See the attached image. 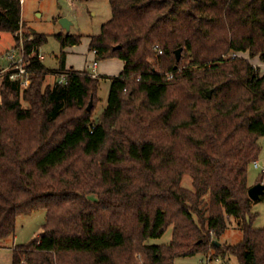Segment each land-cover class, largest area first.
Here are the masks:
<instances>
[{"label":"trees","instance_id":"obj_1","mask_svg":"<svg viewBox=\"0 0 264 264\" xmlns=\"http://www.w3.org/2000/svg\"><path fill=\"white\" fill-rule=\"evenodd\" d=\"M110 6L89 49L98 62L124 61L119 76L70 68L66 84L45 86L49 74L67 69L64 50L81 37L56 36L62 54L50 71L37 59L47 37L27 34L25 51L35 54L30 85L22 90L6 79L0 88V242L15 237L20 216L46 212L43 232L16 246L12 264H118L115 255L126 249L153 264L211 251L212 261L264 264V228L254 227L248 196V170L264 138V76L246 61L224 59L249 51L264 62V0ZM22 10L21 0H0V35L13 34L16 46ZM155 48L163 51L161 70L149 62ZM184 60L190 63L180 71ZM101 79L110 91L95 119L87 103ZM186 174L194 192L181 186ZM226 217L236 219L243 240L217 247ZM173 224L172 247L145 245Z\"/></svg>","mask_w":264,"mask_h":264},{"label":"rangeland","instance_id":"obj_2","mask_svg":"<svg viewBox=\"0 0 264 264\" xmlns=\"http://www.w3.org/2000/svg\"><path fill=\"white\" fill-rule=\"evenodd\" d=\"M22 36L28 34L34 36H46L47 42L41 46L39 54L44 59V65L50 70L59 69V58L61 57V43L56 38L57 35H71L81 37L80 44L72 50H64L66 59L72 62V65L76 70L82 68L86 64V50L88 47V40L97 36L101 32L102 26L108 22L112 17V11L110 6V0H23L22 2ZM68 19L72 26L69 32L64 30L60 24V20ZM21 36V35H20ZM16 39L13 34L3 33L0 35V69L6 67L7 62L4 56L7 52L16 47ZM74 52V53H68ZM91 57V56H90ZM230 58H236L234 62L238 64L240 61H246L254 69L258 70L261 76H264V62L260 59V56L251 54L249 51L240 52L234 55V53L227 54L224 57L228 61ZM226 61V62H227ZM100 62V61H99ZM149 62L156 65V68L161 70L163 65V58L158 56L153 51V56L149 58ZM190 62L184 60L179 66L180 71L188 67ZM228 63V62H227ZM238 67L235 68L237 70ZM92 71V68L88 69ZM195 71L193 70V73ZM56 78L53 74H49L46 77L45 86H53ZM110 91V80L101 79L100 89L96 100L90 99L87 103L89 106L91 100L93 101V117L99 119L100 114L107 105L108 95ZM1 103V97H0ZM23 107L26 104L23 103ZM259 145L262 147V152L257 162L261 166L264 165V138L259 139ZM248 189L259 184L264 183V177L258 169H254V164H251L248 170ZM181 186L184 189L194 192L195 188L193 179L190 174L184 175ZM96 195L90 196L91 200H96ZM202 213L204 217H208L211 213V204L209 196L202 198ZM251 213L254 216H258L254 222V227L257 229L264 228V202H252ZM106 217V215H105ZM129 219V218H126ZM175 220H183L179 214L176 213ZM192 219L198 223V218L194 216ZM228 221V229L217 240L221 243V246L236 245L243 240V232L237 224L236 219L226 217ZM46 223V212L41 210L31 215L20 216L17 220V229L15 237L8 238L7 240L0 242V247L6 246V248H0V264H12L13 253L12 250L16 246L29 244L36 239L43 232V227ZM198 225V224H197ZM174 231V224L168 227L165 235L156 240H149L145 245H161L164 248L172 247V235ZM211 255H217L215 251L209 252L208 256L197 255L189 258L180 256L175 258L168 264H208ZM115 259L118 264H153L150 257L144 252L129 253L126 251L120 252L115 255ZM230 264H237L236 258L232 257L229 260ZM92 264V263H90ZM209 264H215L213 262Z\"/></svg>","mask_w":264,"mask_h":264},{"label":"built area","instance_id":"obj_3","mask_svg":"<svg viewBox=\"0 0 264 264\" xmlns=\"http://www.w3.org/2000/svg\"><path fill=\"white\" fill-rule=\"evenodd\" d=\"M21 2H23V0H21ZM17 36H19L20 39L19 45L11 51L7 52L4 56L7 65L3 69H0V88L3 82L8 79L13 82H19L22 90L26 89L30 85V77L33 76V74H35L36 72L34 67L32 66V58L35 56V54L33 53L31 55H28L26 53L24 47V43L26 40H24L22 36V29L19 31ZM154 51L158 56L163 55V51L159 48H155ZM92 53L96 56V51ZM41 57L42 56L38 54L37 59L39 61H42ZM96 64L97 62L95 61L93 67H95ZM70 74L71 73L69 72V70L66 69L64 72L59 73L57 76L55 75L56 82L61 85L66 84ZM93 76L97 77L96 75ZM254 169H258L261 171L262 174H264V165L261 166L259 162H254ZM211 262L215 264H226L224 262H221L220 260L212 261L209 258V263Z\"/></svg>","mask_w":264,"mask_h":264},{"label":"crops","instance_id":"obj_4","mask_svg":"<svg viewBox=\"0 0 264 264\" xmlns=\"http://www.w3.org/2000/svg\"><path fill=\"white\" fill-rule=\"evenodd\" d=\"M89 43H90V39L87 42L88 47H87V50H86V53H85L86 56H87L86 64H85L84 67L79 68L77 71H86V72L90 73L91 75H96L97 77H106V78L117 77L123 72L124 67H125V62L124 61H122L120 59L118 60L117 58H113V59H107V60H102V61L98 62L96 60V56L89 49V46H90ZM76 47L77 46L69 47L66 50H72V49H74ZM68 53H74V52L68 51ZM43 61H44V59L42 58V62ZM95 61L97 62V64H96L95 67H93V64H94ZM66 66H67V69H70V68H74L75 69V67L72 65V62L70 63V61L68 59H66ZM90 68H92V71L89 72L88 69H90ZM0 248H6V246H2ZM12 253H13V250H12ZM12 260H13V258H12Z\"/></svg>","mask_w":264,"mask_h":264},{"label":"water","instance_id":"obj_5","mask_svg":"<svg viewBox=\"0 0 264 264\" xmlns=\"http://www.w3.org/2000/svg\"><path fill=\"white\" fill-rule=\"evenodd\" d=\"M60 24L64 30H66L67 32L70 31L72 24L68 19H66V18L61 19ZM180 54H181V51L180 50L177 51V57L178 58H180ZM92 108H93V101L91 100L89 106L87 107V110L89 112H91ZM263 195H264V183H259L255 186L251 187L250 190H248V196L252 202L260 201ZM214 244L217 247H221V243H219L217 241H215Z\"/></svg>","mask_w":264,"mask_h":264}]
</instances>
